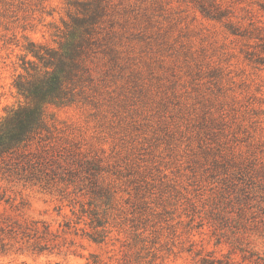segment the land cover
<instances>
[{
	"label": "rangeland",
	"instance_id": "rangeland-1",
	"mask_svg": "<svg viewBox=\"0 0 264 264\" xmlns=\"http://www.w3.org/2000/svg\"><path fill=\"white\" fill-rule=\"evenodd\" d=\"M88 1L101 8L90 84L78 103L47 109L44 138L86 154L90 191L95 181L115 197L90 192V229L63 232L77 221L66 200L0 180L27 201L26 218L57 233L49 251L11 243L0 264H196L190 249L214 247L192 215L221 184L220 165L264 160V0H0V120L25 103L15 79L28 43L57 46L73 4ZM94 209L104 242L81 230L94 233ZM254 246L264 252V240Z\"/></svg>",
	"mask_w": 264,
	"mask_h": 264
},
{
	"label": "trees",
	"instance_id": "trees-1",
	"mask_svg": "<svg viewBox=\"0 0 264 264\" xmlns=\"http://www.w3.org/2000/svg\"><path fill=\"white\" fill-rule=\"evenodd\" d=\"M73 5L77 12L65 24L57 46L28 43L21 58L22 72L15 79L25 103L0 120V180L40 187L66 200L77 221L65 222L60 226L63 232L72 228L78 232L82 222L90 229V192L97 199H107V205L115 197L111 187L95 181L90 191L92 164L86 154L64 150L57 138H44L49 133L47 109L78 103L90 84L88 61L97 46L94 25L101 8L90 1ZM201 12L211 20L225 17L205 8ZM225 160L219 167L224 176L221 184L210 188L211 196L204 205L195 206L192 215L199 234L208 228L206 235L214 249L204 254L189 251L195 253L196 264H264V252L254 246V240H264V160L255 154ZM25 209L24 198L0 189V251L11 243L31 244L39 252L52 248L57 233L42 220L26 218ZM91 212L94 233L84 228L83 235L104 242L105 222L96 209ZM92 258L93 264L99 263L98 256Z\"/></svg>",
	"mask_w": 264,
	"mask_h": 264
}]
</instances>
